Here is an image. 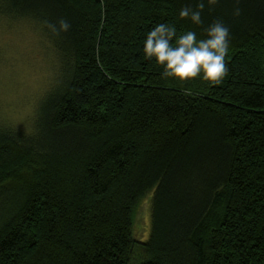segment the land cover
<instances>
[{"label": "trees", "instance_id": "1", "mask_svg": "<svg viewBox=\"0 0 264 264\" xmlns=\"http://www.w3.org/2000/svg\"><path fill=\"white\" fill-rule=\"evenodd\" d=\"M198 3L0 0L71 59L34 135L0 129V264H264V0L180 18ZM216 19L230 28L221 84L181 85L146 58L156 25L201 40ZM152 189L142 244L133 213Z\"/></svg>", "mask_w": 264, "mask_h": 264}, {"label": "rangeland", "instance_id": "2", "mask_svg": "<svg viewBox=\"0 0 264 264\" xmlns=\"http://www.w3.org/2000/svg\"><path fill=\"white\" fill-rule=\"evenodd\" d=\"M64 54L34 20L0 12V129L35 134L42 99L65 80L71 64ZM153 198L154 189L133 213L134 238L142 244L152 233Z\"/></svg>", "mask_w": 264, "mask_h": 264}, {"label": "clouds", "instance_id": "3", "mask_svg": "<svg viewBox=\"0 0 264 264\" xmlns=\"http://www.w3.org/2000/svg\"><path fill=\"white\" fill-rule=\"evenodd\" d=\"M219 0H199L196 8L185 6L180 10L182 19H190L195 24H202L201 13L207 6L214 10ZM238 3V0H237ZM239 7L233 15H240ZM53 35L59 36L67 32L71 24L61 19L57 24H49ZM207 38L197 40L196 33L188 31L176 36L174 26L158 24L150 30L144 44L146 58H155L156 63L163 66L162 76L174 78L183 85L187 81L200 78L208 86L221 84L228 74L225 56L230 47V28L222 20H214L206 29ZM173 38L176 39L172 46ZM186 94H190L185 89Z\"/></svg>", "mask_w": 264, "mask_h": 264}]
</instances>
